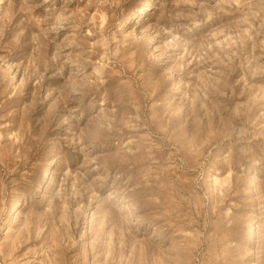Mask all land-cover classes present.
<instances>
[{
	"label": "rangeland",
	"instance_id": "1",
	"mask_svg": "<svg viewBox=\"0 0 264 264\" xmlns=\"http://www.w3.org/2000/svg\"><path fill=\"white\" fill-rule=\"evenodd\" d=\"M0 264H264V0H0Z\"/></svg>",
	"mask_w": 264,
	"mask_h": 264
},
{
	"label": "bare ground",
	"instance_id": "2",
	"mask_svg": "<svg viewBox=\"0 0 264 264\" xmlns=\"http://www.w3.org/2000/svg\"><path fill=\"white\" fill-rule=\"evenodd\" d=\"M122 28V27H121Z\"/></svg>",
	"mask_w": 264,
	"mask_h": 264
}]
</instances>
